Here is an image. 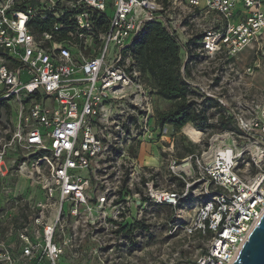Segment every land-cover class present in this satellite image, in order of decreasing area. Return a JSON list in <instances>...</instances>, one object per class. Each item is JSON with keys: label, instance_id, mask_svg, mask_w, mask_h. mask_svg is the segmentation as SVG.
I'll return each mask as SVG.
<instances>
[{"label": "built area", "instance_id": "obj_1", "mask_svg": "<svg viewBox=\"0 0 264 264\" xmlns=\"http://www.w3.org/2000/svg\"><path fill=\"white\" fill-rule=\"evenodd\" d=\"M149 23L202 126L157 122ZM263 33L264 0H0V264H232L264 213V93L186 75Z\"/></svg>", "mask_w": 264, "mask_h": 264}, {"label": "trees", "instance_id": "obj_2", "mask_svg": "<svg viewBox=\"0 0 264 264\" xmlns=\"http://www.w3.org/2000/svg\"><path fill=\"white\" fill-rule=\"evenodd\" d=\"M133 51L138 67L154 94L171 103L167 109L157 112V122L174 130H179L187 122L202 126L203 118L192 108L193 102L187 101L186 96L193 91L181 77L179 49L168 33L159 24H147L135 38ZM184 150L187 154L194 148L189 143Z\"/></svg>", "mask_w": 264, "mask_h": 264}, {"label": "rangeland", "instance_id": "obj_3", "mask_svg": "<svg viewBox=\"0 0 264 264\" xmlns=\"http://www.w3.org/2000/svg\"><path fill=\"white\" fill-rule=\"evenodd\" d=\"M260 46L261 48L258 50L252 48L242 50L231 61L222 62L221 60H213L209 64L197 62L195 66L190 68V73L188 72L186 76L193 83L194 88H197V86L210 87L211 80L218 78L219 81L223 82V85L232 86L234 92L237 89V84L243 83L248 85V89L252 92L261 91L264 93V33ZM250 70H252V73H250ZM219 81L217 85H220ZM223 91L225 92L226 90L223 89ZM170 104L169 101L162 100L159 97L155 98V107L158 110H165ZM200 105L203 106L201 103ZM183 131L186 133L185 128ZM189 142L187 138H180V155L185 154L184 148ZM195 147L198 148V146ZM152 150L155 153V147L152 146Z\"/></svg>", "mask_w": 264, "mask_h": 264}, {"label": "water", "instance_id": "obj_4", "mask_svg": "<svg viewBox=\"0 0 264 264\" xmlns=\"http://www.w3.org/2000/svg\"><path fill=\"white\" fill-rule=\"evenodd\" d=\"M232 264H264V213L249 233Z\"/></svg>", "mask_w": 264, "mask_h": 264}, {"label": "bare ground", "instance_id": "obj_5", "mask_svg": "<svg viewBox=\"0 0 264 264\" xmlns=\"http://www.w3.org/2000/svg\"><path fill=\"white\" fill-rule=\"evenodd\" d=\"M186 134L189 135L190 138H192L194 141H197L198 134L194 131V128L190 125H187L184 127Z\"/></svg>", "mask_w": 264, "mask_h": 264}, {"label": "crops", "instance_id": "obj_6", "mask_svg": "<svg viewBox=\"0 0 264 264\" xmlns=\"http://www.w3.org/2000/svg\"><path fill=\"white\" fill-rule=\"evenodd\" d=\"M158 98V97H157Z\"/></svg>", "mask_w": 264, "mask_h": 264}, {"label": "flooded vegetation", "instance_id": "obj_7", "mask_svg": "<svg viewBox=\"0 0 264 264\" xmlns=\"http://www.w3.org/2000/svg\"><path fill=\"white\" fill-rule=\"evenodd\" d=\"M163 100V99H162Z\"/></svg>", "mask_w": 264, "mask_h": 264}]
</instances>
